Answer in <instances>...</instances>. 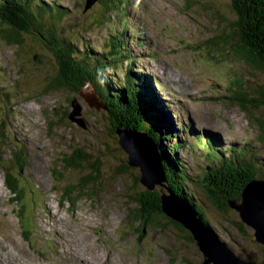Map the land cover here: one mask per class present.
<instances>
[{
  "label": "rangeland",
  "instance_id": "1",
  "mask_svg": "<svg viewBox=\"0 0 264 264\" xmlns=\"http://www.w3.org/2000/svg\"><path fill=\"white\" fill-rule=\"evenodd\" d=\"M52 1L67 14L61 36L78 48L102 51L110 27L119 34L125 30L128 61L134 62H118L113 77L121 79L126 66L142 73L170 121L197 132L198 140L189 130L181 132L190 138L178 149L193 176L212 162L205 155L208 142L239 148L247 140L257 153L255 176L264 178V139L250 122L251 117L264 121V107L248 100L243 110L230 97L233 89L247 99L258 97L264 73L230 46L235 19L230 0H129L125 7L117 0L116 7L96 0L85 10V0ZM18 38L16 45L0 37V264L199 263L195 242L165 217L137 231L142 185L134 180L137 167L123 170L126 155L116 146L104 109L89 106L78 92L52 87L58 72L51 51L27 33ZM72 97L81 104L85 128L67 117ZM77 148L88 161L70 168L65 161ZM16 151L21 152L17 159ZM92 161L98 163L97 178L87 189L94 193L65 194L91 171ZM2 164L11 167L23 188L18 202L5 186ZM192 186L189 191L204 206L217 236L243 259L264 264V247L250 239L249 227L242 233L235 226L236 211L222 214ZM69 194L72 199L64 200Z\"/></svg>",
  "mask_w": 264,
  "mask_h": 264
},
{
  "label": "trees",
  "instance_id": "2",
  "mask_svg": "<svg viewBox=\"0 0 264 264\" xmlns=\"http://www.w3.org/2000/svg\"><path fill=\"white\" fill-rule=\"evenodd\" d=\"M99 1L106 7L110 4V6L114 4L115 7L117 5L115 0ZM128 1L117 0L119 6L123 7L127 6ZM230 5L235 15L232 36L234 42L230 46L242 61L264 73V0H230ZM106 11L107 8L103 10V15ZM66 15L65 9L59 8L52 0H0V37L9 44L17 45L20 42L18 36L27 33L49 49L55 58L58 72L50 83L52 87L67 88L77 92L87 82L93 85L101 104L105 107L104 112L109 120L107 122L111 133H114L116 127L145 131L160 148L167 184L190 201L196 214L216 234L206 218L204 206L199 203L195 193L189 191V186L193 185V189H200L215 210L222 214L227 213L233 209L229 201L240 199L245 184L252 178H261L255 176L257 153L252 147L254 145L245 140L239 148L234 146L222 148L213 142H208L209 151L205 155L212 162L205 164L197 176H193L182 161L178 149L185 145L184 140L189 137L181 132L189 130L188 134L192 132V138L198 140L200 137L197 132L187 124L170 121L168 111H164L157 95L153 92L152 83L144 78L142 73L132 71L131 67L126 66L121 79L113 77L115 71L120 69L118 62L122 60L130 64L134 62L133 59L128 61L129 46L126 43V36L122 35L125 34V30L122 34L117 31L109 33V36H106L107 48L91 52V49L76 47L69 36H61L60 25ZM233 93L234 95L230 97L243 110L248 100L252 101L253 107H264V84L260 85L259 96L256 98H245L241 90L233 89ZM247 116L251 117V112ZM251 118L253 121L250 122L255 123L258 128V139L263 140L264 121L256 117ZM165 142L168 144L163 145ZM20 155V151L14 152L15 159ZM84 161H88L87 155L77 148L69 155L65 164L70 168L78 169ZM1 166L4 171L5 186L11 192L12 200L18 202L23 194L18 177L9 165ZM89 167L91 171L73 188L66 190L65 194L74 189L79 195L91 196L94 193V190L87 188L91 187L97 178L98 163L92 161ZM122 168L126 170V166ZM135 182H137L136 178ZM87 183H90L89 186ZM73 198H76V195ZM66 199H72L70 194L64 200ZM136 201L139 215L134 221H138V225H135L138 232L142 231L144 226L156 221L158 216L168 219L160 208L159 193L156 189L152 191L141 189ZM18 209L21 210V206ZM18 217L20 218L19 211ZM169 221L184 230L188 240L193 241L184 227L176 221ZM235 226L242 233H245L246 228L249 227L240 219L236 221ZM250 239L254 240L253 235Z\"/></svg>",
  "mask_w": 264,
  "mask_h": 264
},
{
  "label": "water",
  "instance_id": "3",
  "mask_svg": "<svg viewBox=\"0 0 264 264\" xmlns=\"http://www.w3.org/2000/svg\"><path fill=\"white\" fill-rule=\"evenodd\" d=\"M95 1L85 0L84 10ZM85 86L89 87V92L85 91ZM77 92L89 106L105 108L89 82ZM70 107L68 119L85 128L81 104L76 97L70 99ZM112 134L116 136V146L126 155V164L122 167H137L134 180L136 178L139 181L141 189L152 191L157 189V185L163 187L158 189L160 208L169 220L176 221L189 232L202 254L200 264H253L237 255L231 246L202 221L190 201L167 184L160 148L145 131L116 127ZM229 205L237 212L240 221L252 229L255 242L264 245V178L249 180L241 191L240 199L230 200Z\"/></svg>",
  "mask_w": 264,
  "mask_h": 264
},
{
  "label": "bare ground",
  "instance_id": "4",
  "mask_svg": "<svg viewBox=\"0 0 264 264\" xmlns=\"http://www.w3.org/2000/svg\"><path fill=\"white\" fill-rule=\"evenodd\" d=\"M110 29H113L112 30V32H114V30H115V26H113V27H110ZM127 31H131L130 29H127ZM115 32H116V30H115ZM108 110V109H107ZM245 259V258H244ZM246 260V259H245ZM248 260V259H247Z\"/></svg>",
  "mask_w": 264,
  "mask_h": 264
}]
</instances>
